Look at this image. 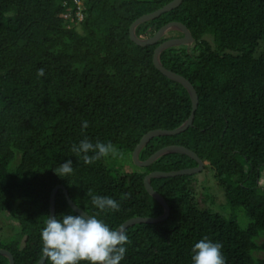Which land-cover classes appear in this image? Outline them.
<instances>
[{"label": "trees", "instance_id": "obj_1", "mask_svg": "<svg viewBox=\"0 0 264 264\" xmlns=\"http://www.w3.org/2000/svg\"><path fill=\"white\" fill-rule=\"evenodd\" d=\"M172 1L85 0L76 23L73 0H0V249L15 264L42 258L40 232L57 186L118 230L130 219L163 215L145 188L147 175L197 166L180 154L136 171L108 164L132 156L148 132L175 130L191 115L187 90L153 65L156 48L182 35L169 33L147 47L130 38L137 19ZM69 13L73 22L63 17ZM174 22L184 24L195 43L167 49L162 65L194 86L198 109L193 126L152 139L140 159L168 146L190 149L203 171L211 170L223 204L220 210L200 206L197 175L152 179L170 216L125 230L121 264H192L191 248L202 238L223 245L226 264H264V0H183L140 25L137 35L152 38ZM85 138L111 142L119 155L85 165L71 151ZM66 159L74 171L60 178L52 170ZM93 196L116 200L119 210L97 209ZM67 203L59 190L55 217L77 214ZM0 264L8 258L0 255Z\"/></svg>", "mask_w": 264, "mask_h": 264}, {"label": "clouds", "instance_id": "obj_2", "mask_svg": "<svg viewBox=\"0 0 264 264\" xmlns=\"http://www.w3.org/2000/svg\"><path fill=\"white\" fill-rule=\"evenodd\" d=\"M37 75L44 76V69H38ZM88 126L86 120L81 122L82 130ZM71 151L81 157L85 165H91L101 158H116L119 155L111 142L93 143L87 138L79 144H73ZM52 171L60 178L71 175L74 171L73 161L66 159ZM92 204L101 211L119 210L118 202L106 196H93ZM59 216V219L47 216L45 227L40 232L42 256L50 264H121L128 242L122 229L113 230L102 219L86 213ZM222 247L220 242L200 239L191 248L192 264H226Z\"/></svg>", "mask_w": 264, "mask_h": 264}, {"label": "water", "instance_id": "obj_3", "mask_svg": "<svg viewBox=\"0 0 264 264\" xmlns=\"http://www.w3.org/2000/svg\"><path fill=\"white\" fill-rule=\"evenodd\" d=\"M105 1V0H102ZM183 0H173L171 3L168 5L164 6L163 8L159 9L158 11L144 15L141 18L137 19L132 26L130 27V38L131 40L138 46L141 47H147V46H152L158 43L161 39L166 37L169 33H180L182 37L179 38H173L170 40H167L163 42L162 44L159 45V47L156 48L155 53H154V58L153 62L155 67L167 78L170 80L177 82L181 84L189 93L191 100H192V112L190 117L187 119L185 123H183L179 128L175 130H155L148 132L140 141L139 145L135 148V150L132 153V160L135 166L137 167H142V168H147L152 166L154 163H156L158 160H160L162 157L170 154H180V155H185L196 161L197 166L194 168L190 169H184L180 171H175V172H153L149 175H147L144 179V185L149 193V196L153 197L156 202H158L162 207H163V215L157 217V218H133L128 221H126L118 230L122 229L124 232L128 228L136 225V224H157L161 223L165 220H167L170 216V208L167 204L165 199L157 192L155 189L152 187L151 180L152 179H166V178H175L179 176H193L201 173L204 170V162L199 158V156L191 151L190 149L184 147V146H168L165 147L159 151H157L155 154L150 156L147 160L142 161L140 159V153L146 148L148 143L157 137H166V136H176L179 135L183 132H185L189 127L193 126L194 119H195V112L198 109V104H199V97L198 94L194 88V86L184 77L168 70L164 65H162L161 61V55L164 51H166L169 48L173 47H181V46H186L188 48L192 47L195 43V39L190 32V30L181 23H171L166 26H164L158 33H156L152 38H146V39H141L137 35V29L140 25L157 19L161 17L162 15L178 8L182 4ZM59 190H64L66 194V198L71 207V209L79 214L85 213L82 209L78 208L76 204L70 199L68 196L66 189L63 186H57L51 194L50 197V217H55L56 215V195L59 192ZM87 214V213H86ZM88 215V214H87ZM0 255L5 256L9 260V264H15L13 256L5 250L0 249ZM47 261L46 258L42 256L38 264H45Z\"/></svg>", "mask_w": 264, "mask_h": 264}, {"label": "rangeland", "instance_id": "obj_4", "mask_svg": "<svg viewBox=\"0 0 264 264\" xmlns=\"http://www.w3.org/2000/svg\"><path fill=\"white\" fill-rule=\"evenodd\" d=\"M79 26V25H78ZM108 164L116 171H136L138 167L134 165L132 156H122L116 160L108 161ZM114 171V170H113ZM197 188L196 198L202 208L220 210L223 204V191L219 188L217 182L213 178L210 169L202 171L197 174ZM202 198H207V202L203 203ZM2 220L0 219V228L3 227Z\"/></svg>", "mask_w": 264, "mask_h": 264}, {"label": "built area", "instance_id": "obj_5", "mask_svg": "<svg viewBox=\"0 0 264 264\" xmlns=\"http://www.w3.org/2000/svg\"><path fill=\"white\" fill-rule=\"evenodd\" d=\"M84 1L85 0H73L74 4L76 5V8L78 9V12H77V17L78 19L76 20V23H79L83 20V13H82V8H83V4H84ZM63 17L65 19H69L70 21H74L73 18H72V15L69 13V14H65L63 15Z\"/></svg>", "mask_w": 264, "mask_h": 264}]
</instances>
